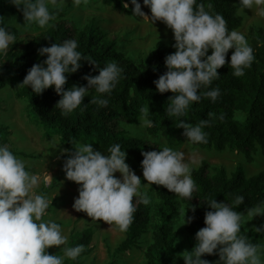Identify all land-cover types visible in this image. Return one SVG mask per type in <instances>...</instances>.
I'll return each instance as SVG.
<instances>
[{"label":"clouds","instance_id":"1","mask_svg":"<svg viewBox=\"0 0 264 264\" xmlns=\"http://www.w3.org/2000/svg\"><path fill=\"white\" fill-rule=\"evenodd\" d=\"M10 2L22 10L24 25L45 28L56 19L49 5L57 7L62 0ZM72 3L78 7L82 0H72ZM122 3L125 9L129 8V3L123 0ZM131 5L134 6L133 16L148 19L153 24L162 21L174 33L172 47L175 52L165 57L167 71L153 82L159 93L170 91L174 94L165 108L168 117H184L189 106L202 98L216 102L220 89L209 86L220 76L218 69L228 63L226 57L230 49L234 52L228 66L234 76H243L245 69L251 67L254 55L246 37L236 30L230 31L221 14H210L203 4H197V0H143L151 17L142 10L139 0H131ZM238 6L241 10L255 9L264 16V0H239ZM5 23L0 17V53H6L16 40ZM77 49L75 39L39 48L38 55L47 58L28 70L19 87L28 86L35 95L54 88L61 96L55 109L65 117L84 103L91 90L96 95L90 102L106 107L109 101L104 94H111L115 89L123 69L115 61L101 66L87 60ZM209 49L212 50L210 55ZM82 61L92 64L99 74H87L83 77L86 85L74 84L66 89V74L76 73ZM141 113L139 126L151 127L153 121L147 118L149 106L141 109ZM208 123V120H201L193 125L181 120L177 127L184 129L183 135L189 143H207V133L203 129ZM158 149L142 152L141 167L148 182L144 183L145 187L153 183L162 185L178 198L191 200L196 185L190 164L196 163L195 158L189 161L184 152L167 146ZM106 151L108 155L95 150L92 143L77 142L72 149L62 150L67 156L63 170L67 180L79 185V195L73 204L77 212H85L92 222L102 219L120 232H126L133 222L136 204L147 206L152 201L147 192L140 191L142 180L126 163L127 152L122 151L121 145L114 144ZM117 172L122 178L115 175ZM39 183L40 176L26 170L25 162L7 145L0 144V264H64L65 258L76 260L84 251L82 244L66 247L67 237L61 225L43 219L49 201L44 195L34 193ZM244 199L238 195L232 204L218 202L216 198L205 200L210 209L205 213V227L196 232L194 248L178 254L185 264H211L202 258L206 254H218L216 264H264V243H251L240 234L245 214L249 219L264 216V202L239 212L236 207ZM190 222L191 218L186 219V223ZM255 231H264V225L256 226ZM52 246L60 248L63 256L50 254L47 250ZM173 264H176L175 258Z\"/></svg>","mask_w":264,"mask_h":264},{"label":"trees","instance_id":"2","mask_svg":"<svg viewBox=\"0 0 264 264\" xmlns=\"http://www.w3.org/2000/svg\"><path fill=\"white\" fill-rule=\"evenodd\" d=\"M90 0H86L89 2ZM105 7L122 10L132 14L131 0L129 8L123 7L122 0H102ZM237 0H197L203 4L210 14H221L226 20L227 28L238 30L244 26L245 18L238 6ZM195 7V5H194ZM56 13L55 21L51 26L39 28L30 40L18 37L21 28L15 22L24 21L23 12L13 5L10 0H0V17L5 20V27L16 37L6 53H0V89L12 85L17 87V96L27 100L28 116L30 120L42 127L45 136L52 138L59 136L60 141L67 149H72L75 143H92L98 146L106 155V149L114 144H120L122 151L127 152L126 163L131 169L141 167L143 151L159 150L161 139L172 149L184 144L187 137L184 129L177 127L181 120L193 125L201 120H208L204 127L207 133V143H195L196 147L223 152L230 149L233 152L244 154L249 160L261 152L264 155V28L252 26L249 30L250 43L253 49L254 60L250 68L245 69L241 77L233 75L228 66L234 50L228 52L225 66L218 69L220 76L213 80L209 88L220 89V96L213 103L210 98H202L193 102L184 117H168L165 112L168 99L172 92L159 93L153 83L164 74L165 57L175 52L171 45L158 44L150 59L135 61L126 52L121 50L117 43L108 37V34L94 22L78 29L74 23L66 18L60 8H50ZM25 22V21H24ZM67 39L78 42V51L87 60H93L103 66L106 62L115 61L123 69L121 78L111 94H104L109 103L101 107L91 103L96 95L94 90L85 97L81 104L69 116H62L55 106L61 96L54 88L46 89L42 94L35 95L28 86L19 87L28 70L36 63H41L47 57L38 55V49L51 46L52 43H62ZM212 50H209V55ZM88 61H82L81 68L68 76L65 88L75 85H86L83 77L87 74L98 75V70ZM148 119L153 121L151 127H146L144 134L132 132L126 126L139 125L141 109L148 107ZM211 114V115H210ZM126 125V126H125ZM8 129L0 124V144L7 145ZM73 143V146L72 144ZM8 146V145H7ZM10 148V147H9ZM15 154L14 150L10 148ZM67 158L63 155V160ZM191 176L196 190L191 200L180 199L165 187L154 185L152 191L160 199L159 203H150L145 206L136 204L134 219L126 238L114 250L112 255L126 252L139 246L141 237L152 229V243L146 249L147 264H173L178 248V232L175 230L173 217L178 214L177 204L181 201L185 208V227L189 233L190 248L195 246L196 232L205 227L206 211L210 210L205 200L215 199L232 204L235 197L243 196L244 202L236 207L239 212L247 208L260 205L264 202V170L254 175H247L242 166L229 174L225 167L212 169L207 161L199 167L191 168ZM135 199V198H134ZM135 202V201H134ZM193 208L195 209L193 211ZM246 216V214H245ZM156 218L158 221L153 222ZM191 218L190 223L186 219ZM245 218V217H244ZM244 223V220H243ZM242 223L241 235L247 237L251 243H262L264 231H255L256 226L264 225V216L253 217L252 227L247 229ZM94 229L86 228L80 235L72 234L69 247L84 245V251L76 260L67 259L66 264H84L82 257L90 254L94 238ZM215 264L219 259L216 255L202 257ZM176 264H185L184 260Z\"/></svg>","mask_w":264,"mask_h":264},{"label":"rangeland","instance_id":"3","mask_svg":"<svg viewBox=\"0 0 264 264\" xmlns=\"http://www.w3.org/2000/svg\"><path fill=\"white\" fill-rule=\"evenodd\" d=\"M237 1L239 2V0ZM139 2L142 5V10L151 17V11L143 5V0H139ZM49 8L62 9L66 18L74 23L78 29L94 22L108 34L110 39L117 43L121 50L135 61L150 59L160 43L169 46L175 42L173 31L162 21L153 24L148 19L133 16V9L132 14L122 10H114L105 7L102 0H90L89 2L82 0L78 7L72 3V0H62L57 7L49 5ZM241 12L245 18L244 26L236 31L242 33L249 44L250 28L252 26L264 28V16H260L255 9H245ZM24 23V21L15 22L21 28L18 40H30L40 28L34 24L26 26ZM231 50L234 49L229 51ZM16 92L17 87L12 85L0 89V124L4 125L10 132L7 140L8 147L14 150L15 155L25 162L26 170L40 176V183L33 191L36 194L44 195L49 201V208L43 219L53 220L61 225L62 233L67 237L66 247H69L68 243L72 234L80 235L83 230L89 227L94 229L95 234L90 245L93 247L92 252L82 257L84 264H147L145 252L153 240L152 229L149 227L141 237L139 246L115 257L112 255L126 238L125 232H120L114 225L111 227L102 219L98 223L92 222V218L88 217L85 212H77L73 208L74 200L79 195V185L67 180L63 170V155L65 154H62V150L67 149V147L61 143L59 136L48 138L45 136L42 127L30 120L27 100L19 98ZM126 127L132 132L141 134L146 132V127L139 125ZM161 143L162 146L169 147L165 139H161ZM93 147L106 155L98 146ZM175 150L184 152L189 161L193 157L195 158L196 163L190 164L191 168L199 167L204 161H207L212 169L225 167L229 174H232L238 166H242L249 176L264 170V155L261 152L254 154L252 160H249L244 154L237 151L233 152L230 149L219 152L214 149L196 147L195 144L189 143L187 138L184 144ZM133 171L142 180L140 191L148 193L153 205L159 203L160 199L152 191V187L156 184L153 183L145 187L144 183L148 182L143 177L142 167ZM115 175L122 178L119 172ZM177 208L178 214L173 217L174 227L178 232L176 244L178 252L175 255V260L176 263H180L184 259L178 254L191 251L192 248L189 246V233L184 224V204L179 201ZM251 220L252 218L249 219L245 216L243 223L245 228L250 229L252 227ZM157 221L156 218L153 219L154 223ZM47 251L53 255L63 256V252H60V248L56 246H52ZM66 261L67 258H65L64 264Z\"/></svg>","mask_w":264,"mask_h":264}]
</instances>
